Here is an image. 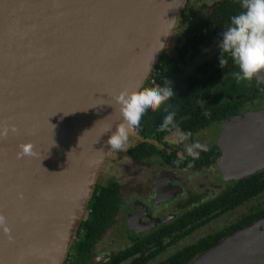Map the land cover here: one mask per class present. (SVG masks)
<instances>
[{
	"label": "water",
	"instance_id": "95a60500",
	"mask_svg": "<svg viewBox=\"0 0 264 264\" xmlns=\"http://www.w3.org/2000/svg\"><path fill=\"white\" fill-rule=\"evenodd\" d=\"M186 2L0 0V264L65 263L124 123L116 98L143 88ZM219 142L225 178L264 169V107ZM192 264H264V217Z\"/></svg>",
	"mask_w": 264,
	"mask_h": 264
},
{
	"label": "flooded vegetation",
	"instance_id": "af4514ba",
	"mask_svg": "<svg viewBox=\"0 0 264 264\" xmlns=\"http://www.w3.org/2000/svg\"><path fill=\"white\" fill-rule=\"evenodd\" d=\"M214 2H207L204 5H211ZM204 9H206L204 13L195 12V15L190 17L192 24L185 27L186 31L191 33L193 27L205 22L210 9L206 7ZM180 28L181 26L177 29ZM184 38L186 35L176 39L172 56L177 54L176 47L180 43L182 45ZM209 48L212 52H209L206 58L200 61L201 63L193 65L191 61L188 71H193L197 66L216 56L220 51L219 41L204 49ZM249 103L254 102L245 103L241 111L225 117L222 121L209 123L200 129L175 130L162 141H144L139 135L141 140L135 146L128 148V157L119 159L124 161L125 166L131 165L133 168L124 176L123 164L115 162L110 151L107 159L112 158L114 163L121 165L122 170L112 164L119 173L102 183L97 182V186L100 188L111 186L113 189L118 187L119 201L111 208L115 212L114 224L107 230L103 240L96 243L93 253L87 257L83 256V245L78 244L73 254V264H112L114 262L112 257L120 252H123L125 259L119 264H133L142 258L147 259L142 264H159L188 246L211 242L212 246L199 252L201 255L227 235L250 225L243 224L244 219L264 211V200L260 201L264 191L249 198L243 204H234L235 188L239 189V181L248 177L264 176V169L240 179H227L218 166L219 157L223 154L219 142L223 122L228 117L258 109L257 107L247 109ZM261 107L264 105L259 108ZM172 134H177L178 137H172ZM176 138L178 141H175ZM195 141L207 144L208 151L194 149L196 153L194 158L185 149ZM148 146L156 147V151L141 157ZM213 150L218 155L214 162H210L208 154H211L212 159ZM103 169L104 167L101 169L102 172ZM129 183H135L137 188L132 190L127 186ZM253 188L254 185L251 186V189ZM114 199L117 201V196ZM246 205H248L247 211L240 213V208ZM192 228L193 230L182 238L178 237ZM151 236L154 240L150 238ZM206 238L208 241H205ZM129 249L131 251H128Z\"/></svg>",
	"mask_w": 264,
	"mask_h": 264
},
{
	"label": "trees",
	"instance_id": "16d2710c",
	"mask_svg": "<svg viewBox=\"0 0 264 264\" xmlns=\"http://www.w3.org/2000/svg\"><path fill=\"white\" fill-rule=\"evenodd\" d=\"M190 2L192 0L188 1V3ZM204 7L210 9L205 22L196 25L191 33L188 32L189 34H186V38L182 39V45L181 43L177 45L178 51L175 56L168 54L164 58L163 55L167 52L165 49L150 75L156 85L173 86L175 95L159 108L150 111L143 119L141 125L135 128L144 141H162L169 133L175 130L200 129L209 123L222 121L225 117L241 111L246 105L245 103L255 102L257 99L264 98V84H261L256 79L251 81L246 79L238 81L235 79L233 73L239 71L238 66L232 62L231 57L227 53H221V49L216 56L197 66L193 71H188L191 61L201 54L205 47L215 41H220L223 32L230 26V17L243 10L241 0H217L211 5H204ZM187 8L188 5L184 7L180 21L185 19ZM220 54L228 61L223 68L219 64ZM149 83L150 81L148 82L147 80L145 84ZM169 112H175L176 114L174 117L175 126L170 125L167 129L160 130L159 125ZM149 146L141 154V157L151 155L156 151V147ZM217 155L218 153L214 152L211 159V154L209 153L210 162H214ZM252 185H254L253 189H251ZM117 189L118 187L116 189L111 186L100 188V186L96 185L87 214L65 264H73L71 257L78 244L80 246L83 245L82 253L84 257H87L93 253L96 243L99 240H103L107 230L114 224L115 217L113 216L115 212L111 208L119 201ZM235 190L234 196L236 200L234 204H243L249 198L264 191V176L254 175L239 181V189L236 187ZM116 196L117 201L114 199ZM263 216L264 211L257 213L256 216L250 215L244 219L245 223L243 224H251ZM192 230L193 228L183 235H178V237L182 238ZM150 238L154 240V237L151 236ZM205 241H208V239L206 238ZM210 246H212V243L209 241L201 245L188 246L171 256L169 260L159 264L192 263L194 258L198 257L199 252ZM128 251H131V249ZM123 259H125L123 258V252H120L112 257L114 261L112 264H119ZM146 260L142 258L136 260L138 262L135 261L133 264H142Z\"/></svg>",
	"mask_w": 264,
	"mask_h": 264
},
{
	"label": "clouds",
	"instance_id": "9594fccd",
	"mask_svg": "<svg viewBox=\"0 0 264 264\" xmlns=\"http://www.w3.org/2000/svg\"><path fill=\"white\" fill-rule=\"evenodd\" d=\"M242 11L230 17V26L219 41L221 53H227L239 71L233 75L236 80L264 79V0H241ZM227 59L220 54L219 64L223 68ZM175 95L171 85L162 88H145L128 93L121 92L117 102L126 124L119 125L108 136L107 144L114 150H126L129 130L141 125L145 116ZM175 112H169L159 125L160 130L175 126ZM194 149L207 152L208 145L198 141L187 146L185 151L195 158ZM26 151V150H25ZM0 222L3 218L0 217Z\"/></svg>",
	"mask_w": 264,
	"mask_h": 264
},
{
	"label": "rangeland",
	"instance_id": "374dc122",
	"mask_svg": "<svg viewBox=\"0 0 264 264\" xmlns=\"http://www.w3.org/2000/svg\"><path fill=\"white\" fill-rule=\"evenodd\" d=\"M189 0H187L186 5H188V8L187 10L185 11L186 12V20L182 21V22H179L178 26L176 27V31L173 32V35L169 41V44L166 48L167 52L164 53V58H166L168 56V54H172L173 52V49L175 47V44H176V39L177 38H180V37H183L184 35H186V33L188 34V31H186V28L187 26H189L190 24H192V20L190 19V17H193L195 15V12H201V13H204L206 11V9H204V4L207 3V2H213V1H216V0H192V2L188 3ZM188 3V4H187ZM184 6V7H185ZM179 26H181L180 29H177ZM209 52H212L211 51V48L209 49H204L202 51L201 54H199L195 59L192 60V62L194 63L193 65H195L196 63L204 60V58H206V56L209 54ZM201 63V62H200ZM264 105V98L262 99H258L256 100L254 103H249L246 108L247 109H251V108H254V107H257L259 108L260 106ZM123 124H126V122L124 121ZM172 137H178L177 134H172L171 135ZM141 140L139 134L137 133V131L134 129H130L129 130V142H128V147L126 150H110L112 152V157L115 159V162H118L120 164H123V176L130 170V169H133L131 165L129 166H125L124 164V161H121L119 160L121 157L123 158H126L128 157L127 155V150L129 147H132V146H135L136 143ZM175 141H178V138L175 139ZM112 149V148H111ZM110 157V155H109ZM121 161V162H119ZM112 164L118 166L120 168V170H122V167L121 165L119 164H116L114 163V160L112 158L110 159H107L105 164H104V169H103V172L100 171V174H99V177H98V180L97 182L98 183H102L104 182V180L106 179H109V178H114L116 176L117 173H119V170L113 166ZM197 180V179H195ZM128 187H131L132 190H134V188H137L136 184L135 183H129L127 184ZM264 200V196L260 199V201H263ZM252 204V203H250ZM248 204V205H250ZM248 205L246 206H243L240 208V213H243L244 211H247L248 209ZM119 249H116V251H118ZM73 259V255L71 257ZM65 264V263H64ZM69 264V263H67Z\"/></svg>",
	"mask_w": 264,
	"mask_h": 264
},
{
	"label": "built area",
	"instance_id": "2783aa9c",
	"mask_svg": "<svg viewBox=\"0 0 264 264\" xmlns=\"http://www.w3.org/2000/svg\"><path fill=\"white\" fill-rule=\"evenodd\" d=\"M149 79H148V82L150 81V83L149 84H145L144 87H143L144 89L145 88L156 89V88H162V87H164L162 85H156L154 79H151L150 77H149ZM167 86H169V85H167ZM171 87L173 88V86H171Z\"/></svg>",
	"mask_w": 264,
	"mask_h": 264
}]
</instances>
